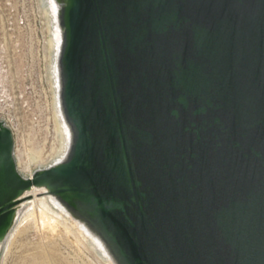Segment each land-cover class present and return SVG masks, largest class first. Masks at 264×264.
Listing matches in <instances>:
<instances>
[{
  "label": "water",
  "instance_id": "1",
  "mask_svg": "<svg viewBox=\"0 0 264 264\" xmlns=\"http://www.w3.org/2000/svg\"><path fill=\"white\" fill-rule=\"evenodd\" d=\"M66 157L24 176L0 120V243L41 188L116 264H264V0H54Z\"/></svg>",
  "mask_w": 264,
  "mask_h": 264
},
{
  "label": "rangeland",
  "instance_id": "2",
  "mask_svg": "<svg viewBox=\"0 0 264 264\" xmlns=\"http://www.w3.org/2000/svg\"><path fill=\"white\" fill-rule=\"evenodd\" d=\"M58 36L52 0H0V51L10 56V73L5 79L9 94L0 97V120L14 130L15 157L24 176L53 165L55 162L49 156L61 142L56 85ZM27 156L40 157V162L33 161L27 168ZM30 200L32 197L21 203ZM31 209L32 205L25 213ZM23 214L20 212L19 218ZM22 224H18L16 232ZM56 241L51 249L35 232H22L11 249L4 250L3 243L0 244V264H32L29 260L38 247L50 251L51 264H109L91 247Z\"/></svg>",
  "mask_w": 264,
  "mask_h": 264
},
{
  "label": "bare ground",
  "instance_id": "3",
  "mask_svg": "<svg viewBox=\"0 0 264 264\" xmlns=\"http://www.w3.org/2000/svg\"><path fill=\"white\" fill-rule=\"evenodd\" d=\"M52 2L56 13V21L58 25L59 45L57 48V57H59L61 45V29L58 19V9L55 4V1L52 0ZM55 62L54 64H56ZM56 68V83L58 82V84H56L58 89V107H60V76L58 61L56 64ZM59 111L61 117V142L59 148L56 149L49 156L55 163L62 161L66 157L71 144V132L69 126L67 125L64 119L61 107L59 108ZM37 156H33L31 158L27 156L28 161L25 163L27 168H30V165L33 161H38V158L40 157ZM28 197H32V200L20 203L17 209V217L15 224L9 232L6 240L3 242L4 250L11 249L15 241L17 240L18 235L22 232H26L29 230L38 234L44 244H50L51 249H54V245L57 242L56 240L60 239V241L66 242L68 243V245H70V242H73V244L76 243L80 247H91L97 254H99L102 259L108 261L109 264H116L112 256L109 254L108 250L105 249L104 244L98 238V236H96L84 223L75 219L73 215L64 207V205L61 204L59 200L49 194H46L44 189L36 187L26 192L23 195L21 202L24 199H27ZM30 205H32V209L28 213H25V210ZM20 212L24 213L21 218H19ZM20 222H23V224L20 229L16 232V229ZM51 258V253L47 248L38 247L37 252L29 261H33L32 264H51Z\"/></svg>",
  "mask_w": 264,
  "mask_h": 264
},
{
  "label": "built area",
  "instance_id": "4",
  "mask_svg": "<svg viewBox=\"0 0 264 264\" xmlns=\"http://www.w3.org/2000/svg\"><path fill=\"white\" fill-rule=\"evenodd\" d=\"M21 24H23V21L21 22ZM53 61H54V57H53ZM53 66H54V63H53ZM9 73H10V56L8 53H6L4 51H0V82L2 83V85L0 86V97H7V94H9V93H7L6 88H5V86H6L5 79L7 78ZM8 127H10V126H8ZM11 130L14 133V130L12 128H11Z\"/></svg>",
  "mask_w": 264,
  "mask_h": 264
}]
</instances>
